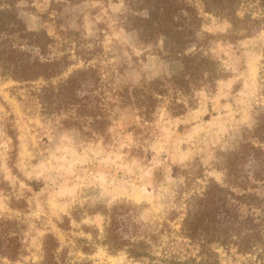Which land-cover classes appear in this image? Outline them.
<instances>
[{"label":"rangeland","instance_id":"1","mask_svg":"<svg viewBox=\"0 0 264 264\" xmlns=\"http://www.w3.org/2000/svg\"><path fill=\"white\" fill-rule=\"evenodd\" d=\"M130 1L18 0L7 12L0 7V19L8 15L7 20L18 19L30 30H45L52 38L49 54L60 65L73 62L54 83L74 68L97 64L105 83L102 101L116 114L108 140L93 138L63 122L67 113L53 96L42 104L39 88L49 80L27 83L0 76V218L17 217L28 226L24 240L29 264L39 261L46 232L60 238L73 262L149 264V258H130L125 251L112 254L101 244L87 255L76 241L91 238L87 231L102 234L103 211L127 200L140 213L120 228L124 235L136 231L154 255L200 258V248L185 237L182 222L192 203L206 198L215 182L213 203L207 198L197 212L203 215L199 213L206 225L203 232L215 239L209 243L219 254V264H246L249 259L264 264V124L256 119L264 110V21L252 24L258 28L253 35L228 39L232 24L207 12L202 0L180 1L184 12L173 20L164 13L169 9L162 0L151 26L153 38L139 26L131 29L147 24L149 8L134 10ZM193 11L202 22L191 42ZM245 13L263 18L264 6L260 0H246L239 8L241 16ZM167 24L182 32L180 56L169 53L171 45L166 47L162 30ZM15 40L20 42L17 36ZM80 46H96L98 52L86 63L76 55ZM197 52L209 61L201 56L190 61L189 55ZM208 70L222 71L224 77L209 85ZM174 79L181 85L175 86ZM161 90L165 93L155 94L157 100L150 104L149 93ZM136 95L147 99L143 109ZM88 100L96 104L94 97ZM175 101L188 106L183 114L168 110ZM8 124L19 140L16 169L8 164L14 150ZM12 196L20 204L26 201L23 212L10 206ZM65 217L71 219L68 230L56 222ZM238 239L244 246L254 242L250 253H240Z\"/></svg>","mask_w":264,"mask_h":264},{"label":"trees","instance_id":"2","mask_svg":"<svg viewBox=\"0 0 264 264\" xmlns=\"http://www.w3.org/2000/svg\"><path fill=\"white\" fill-rule=\"evenodd\" d=\"M17 1L18 0H0V7L3 6V10L7 12L6 10H9V7L11 6L16 5ZM180 1L182 0L165 1L166 5L174 7L173 12L170 7L164 5L165 9H169L168 11L164 10V13H169V15L172 14L171 20H173L174 15H181L182 12H184V8L182 7L183 4ZM245 1L246 0H202L207 12H215L226 18L232 24V28L228 31L226 38L233 40L253 35L258 31V28H252V24H260L264 21V17L252 18V13H245L244 16L239 14V8ZM161 2L162 0H131L130 3L134 6V10L139 11L142 10L143 7L149 8V16L146 18L147 20L145 19L147 24L132 25L131 29H136V27L139 26L144 29V32H149L151 37L154 38L151 26L155 24L154 20L158 19L157 15L161 8ZM136 3L138 6L135 7V5H137ZM260 3L264 6V0H260ZM190 16V24H195V28L189 30V37H192L191 39L193 40H191V42H193L195 41L193 35L200 29L202 18L199 17V13L195 11L190 12ZM6 17L5 19H0V76L27 83L36 82L41 79L49 80L50 82L47 85H43L39 88L40 92L38 93V97L42 104L45 106V102L49 101L46 99L49 96H53L54 100L59 104V107L63 108L67 113V117L63 118V122L68 127L78 128L83 132H87L93 138L97 136L99 138H104L105 141L108 140L110 135L109 128L113 124L114 119H116V114L109 110L102 101L103 97L101 95L102 93H105V83L98 65L87 64L83 67L74 68L67 77L61 78L57 83H54L52 79L65 73L73 62H67L62 66L58 62L59 60L51 58L48 48L52 42V38L45 30L33 31L25 24H19L20 21L18 19L12 17L7 20ZM172 28V26L167 24L162 30L166 38L165 43H168L166 47L171 45L169 53L171 55L180 56L179 54L183 53L182 50L184 46V43L181 42L180 36L182 35V32L178 30L174 32ZM184 28H187V26H184ZM16 36L20 39V42H16ZM207 36L212 37L210 33H207ZM95 51L98 52L96 46L92 48L80 46L76 55L80 58H84L87 63L90 58H93V56L96 55L97 52ZM87 55L90 56L88 57ZM189 56L190 57L188 58L192 62L197 61L200 56L203 57L204 61H209L210 58L205 57L201 52L192 53V55ZM194 63L193 67L197 66ZM208 73L209 75L206 82H209V85L214 83L217 79L224 77L222 71L219 72L220 74H217L218 71L217 73H214L213 71L208 70ZM262 75V93L264 95V70ZM172 83L175 86L181 85L178 79H174ZM91 84L94 86L93 89L84 91L86 89L84 87L90 86ZM152 84L154 88L157 87L155 81H153ZM193 84L199 86L197 82H193ZM85 92L86 95L89 96L82 97L81 94ZM157 93L163 94L165 92L162 90L159 92H150V104L154 105L153 102L157 100L155 96ZM89 97H94L96 104H90L91 102H94V100H88L87 102L84 101V99H88ZM136 100V103H140V109H143L142 102L145 103L147 99L140 100V98L137 97ZM187 107L188 106H186L185 102L178 103L175 101L172 105L168 106V110L176 116L183 114L187 110ZM143 113L142 110V114ZM256 119L258 120V123H262V125L264 124V110H261L259 114L256 115ZM7 121H10V119L8 118ZM6 132L14 145V150L10 154L8 164L11 165V167L14 166L16 169L15 163L19 145L18 136L16 130L10 124L6 125ZM215 189L218 188L216 183L213 182V185H211L209 190L204 193L206 198H199L198 203H192L194 208L188 212V216H186L182 222V231L185 237L195 241L199 246L200 258L192 257L189 259H180L176 257L168 258L154 255L150 244L142 237H137V234H135L136 231L133 230L134 233L129 236L124 235L123 230L120 228H122L125 222H130L132 217L134 218L140 213V210L137 209L135 204H133L132 201L128 202L127 200H123L121 204H116L103 211L106 219L104 223V232L102 234L97 230H86L92 234V237L77 238L76 241L80 249L87 255L94 252V245L101 244L112 254L125 251L130 258H149V264H219V254L209 243L215 239L208 238L206 233L203 232L206 225L201 217L203 216L202 213L197 212L198 207L204 209L205 203L203 201L207 198L209 203H213L212 200L217 192ZM20 202L21 201L12 196L10 206L23 212L26 207V201L25 204H20ZM193 211H195V213ZM199 213H201V216ZM70 220L71 219L68 217H65L62 221L56 220V222L60 228L68 230L70 228ZM12 225H14L15 228H12ZM27 227L26 223L19 220L17 217L15 219L0 218V264H17L19 261L25 262L24 264H29L25 261V256L30 254L28 243L24 240V234L26 233ZM12 229L15 231V235L10 236ZM134 237L137 238L133 239ZM217 239L218 241H221V237H218ZM227 239L222 240V242L226 243ZM253 243L251 242V245L244 246L241 239L236 241L238 250L243 254L251 252L254 245ZM4 258H7L10 262H3L2 260ZM87 262L88 264H93V261L91 260H86L85 263ZM34 264L82 263L73 262L68 247L62 246L60 238L54 233L46 232L42 238L40 259ZM246 264H256V262L249 259Z\"/></svg>","mask_w":264,"mask_h":264}]
</instances>
